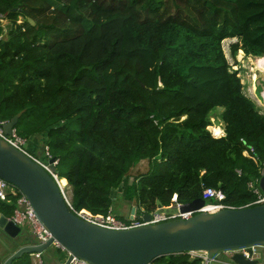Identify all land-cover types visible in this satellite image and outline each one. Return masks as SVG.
I'll return each instance as SVG.
<instances>
[{
	"label": "trees",
	"instance_id": "obj_1",
	"mask_svg": "<svg viewBox=\"0 0 264 264\" xmlns=\"http://www.w3.org/2000/svg\"><path fill=\"white\" fill-rule=\"evenodd\" d=\"M0 15L8 22L0 27V122L23 111L17 134L44 136L74 209L106 214L143 160L146 173L124 184L139 214L157 200L170 206L174 195L180 204L201 199L202 187L221 190L235 208L254 200L247 183L264 163V112L222 43L235 40L234 61L239 51L264 57V0H0ZM212 118L223 137L208 130ZM247 145L259 163L243 155ZM13 210L0 202L4 217Z\"/></svg>",
	"mask_w": 264,
	"mask_h": 264
},
{
	"label": "water",
	"instance_id": "obj_2",
	"mask_svg": "<svg viewBox=\"0 0 264 264\" xmlns=\"http://www.w3.org/2000/svg\"><path fill=\"white\" fill-rule=\"evenodd\" d=\"M28 23L35 25L32 19H28ZM22 114L23 111L19 112L3 125L6 135L11 134ZM54 160L52 158L50 162ZM0 179L26 197L51 234L47 243L35 245L32 235L0 214V244L8 254L0 264H12L24 255H41L53 241L69 253L63 264H69L72 258L89 264H149L162 256L192 252L206 253L208 258H226L230 264H264L263 257H257L256 250L252 249L264 247V204L224 209L214 214L198 213L185 220L176 219L128 230H112L71 213L52 177L2 139ZM131 184L132 179L129 181ZM258 188L264 194V169L260 173ZM204 204L202 199H197L179 207L176 203L164 206L157 200L153 214L175 216L195 211ZM135 210L133 207L131 214ZM129 219H132L131 215ZM143 220H150V212L143 215ZM232 251V255L226 254Z\"/></svg>",
	"mask_w": 264,
	"mask_h": 264
},
{
	"label": "built area",
	"instance_id": "obj_3",
	"mask_svg": "<svg viewBox=\"0 0 264 264\" xmlns=\"http://www.w3.org/2000/svg\"><path fill=\"white\" fill-rule=\"evenodd\" d=\"M20 22L21 20L19 19L17 23L19 24ZM7 24L8 22L5 20L4 16L0 15V27L3 28V31H6ZM4 124H5L4 122H0V139H2L4 142L9 144L13 148L17 149L18 151L25 154L27 157H29L33 162L37 163L42 169H44L52 177V179L57 184L60 190L61 196L71 213H73L75 216H77L78 218L84 221L100 226L102 228L112 229V230H128V229H133V228H137V227H141L145 225H156L159 223H164V222L176 220V219L185 220V219H189L193 217L194 215L198 213L214 214L224 209H236L235 207L228 206L225 204L226 195L221 190L208 188V187H202L201 199L205 202V204L201 208L195 211L186 212L183 214L179 213L178 215H175V216H172V215L167 216L163 214L155 215L153 214V211H151L149 221L143 220V215L145 214L143 210L140 211V214L138 213L137 215L135 214L132 215V219H127L125 221L118 219L113 214L112 209H110L106 214H92L86 210H76L74 209L72 202H71V195H69L70 191L68 192L67 190L68 185L66 184L65 186H62L60 184L62 179L59 178L57 171H56V166L58 165V159L55 158L53 162H50V160L53 157L50 154L49 148L46 145H44L39 155L32 154L31 152L28 151L29 149L27 148V140L20 137L17 134L15 128L12 129L10 135H6L3 129ZM216 129H218L219 132H216ZM209 131L214 138H221L224 136L223 129L219 127L214 126ZM243 155L249 157L254 163H259V158L258 156L255 155V152L252 146L247 145L246 150L244 151ZM260 165L263 170L264 163ZM237 173L238 175L241 174L240 171H237ZM258 180H259L258 178L253 179L247 183V188L253 194L254 200L251 203L241 208L253 207V206L264 204V194L258 188ZM171 201L172 203H176L177 207L182 205L177 202L176 195L172 197ZM0 202L13 203L14 210H13L11 217L8 218V220L12 221L14 225L20 228L29 224L30 226L29 232H30V235H32V237L34 238L35 245H43L48 242V240L51 238V234L45 228L42 222L39 220L33 208L31 207L29 201L15 187H13L9 183L1 179H0ZM51 246H55L56 248L61 249L62 251H66L56 241H53ZM255 248L257 247H252L253 250H255ZM232 253L234 252L233 251L226 252L227 255H232ZM67 255H69V253H67ZM189 255L191 257L200 258L201 264H218L219 263V260L215 256L208 258L206 253L192 252V253H189ZM35 256L39 258L40 254H37ZM38 264H42V262L39 261ZM69 264H89V263L81 259L72 258ZM149 264H153V263L151 262Z\"/></svg>",
	"mask_w": 264,
	"mask_h": 264
},
{
	"label": "rangeland",
	"instance_id": "obj_4",
	"mask_svg": "<svg viewBox=\"0 0 264 264\" xmlns=\"http://www.w3.org/2000/svg\"><path fill=\"white\" fill-rule=\"evenodd\" d=\"M235 40H231V39H227L224 40L222 43V47H223V51L225 54V57L228 60L229 65L231 66L232 70H238V76L241 79V84L243 85L244 88V93L246 94L247 97H249L257 107H260L263 112H264V103L261 99V93L264 90V77L262 76V74L260 73L259 70H257L258 66L257 64L254 62V57H246L242 51L238 52V55L236 57V60L234 61L231 56H230V50H229V46L234 43ZM255 77V79H254ZM263 78V79H262ZM253 90V91H252ZM220 111V110H218ZM214 116V114L212 115V117ZM213 120H211L214 124L212 125V127H219L222 129V127L215 122L216 120L214 118H212ZM212 127H208L209 130L212 129ZM18 131H21V133L23 134H27L22 132L23 131V126H18L17 127ZM217 132H219V130L217 129ZM18 133V132H17ZM19 136H21L20 134H18ZM22 137H26V136H22ZM41 137V136H40ZM44 137V136H43ZM31 137L28 138V143L30 144L31 141ZM38 144H39V151L41 153V149H42V143H40V139L38 138ZM29 152H31L30 150H28ZM32 154H36L31 152ZM149 166L147 162H144L140 165H137L135 168L132 169V171L129 174L128 177V183L130 181V179H132L134 177H137L141 174L146 173V171L148 170ZM125 184V182L123 183ZM123 188L124 185L122 186ZM68 192L70 191V188L67 187ZM118 193V190L116 191ZM70 195V192H69ZM131 206L133 205L130 204ZM133 208V207H131ZM112 212L113 214L120 220H127L130 218L131 213L129 214V205L128 203H126V201L122 198V197H116L113 201H112V206H111ZM30 226L25 225L22 227V229H29ZM0 247L2 248V245L0 244ZM40 260H36L35 264L39 261L42 262V264H54V262H60V263H64L67 260V252L66 251H62L61 249L56 248L55 246H50L48 247L41 255H40ZM37 263V264H38Z\"/></svg>",
	"mask_w": 264,
	"mask_h": 264
},
{
	"label": "crops",
	"instance_id": "obj_5",
	"mask_svg": "<svg viewBox=\"0 0 264 264\" xmlns=\"http://www.w3.org/2000/svg\"><path fill=\"white\" fill-rule=\"evenodd\" d=\"M32 139H31V141H30V144L28 143V141H27V148L31 151V152H33V153H36V154H40V151H39V149H40V147H39V144H38V138L40 139V143H42V145H43V143H45V138L43 137V136H34V137H31ZM42 147V146H41ZM144 162H147L146 160H143V161H141L138 165H140V164H142V163H144ZM148 163V162H147ZM127 180H128V178H126L125 179V182H127ZM64 182L66 183V181H65V179H64ZM124 185V184H123ZM122 185V186H123ZM125 187V186H124ZM124 192H125V188H123V187H120L119 189H118V193L116 192V194H114V196H115V198L117 197H122L123 199H124ZM127 203V202H126ZM129 205V214L131 213V210H132V206L130 205V204H128ZM136 210H135V212L134 213H132L131 214V216L132 215H137L138 214V210H137V208L136 207H134ZM140 211H142V210H140ZM8 219V218H7ZM25 230V233L26 234H28V235H30V232H29V230L28 229H24ZM255 250H256V252H257V257L259 256V255H261L262 257H263V259H264V247H258V248H255ZM7 257H8V254L6 253V251L3 249V248H1L0 247V261L1 262H3V261H5L6 259H7ZM41 257V256H40ZM40 257L39 258H37L36 256H33V257H30L31 258V264H35V261L36 260H40ZM36 259V260H35ZM219 260V263L218 264H230L229 262H228V260L226 259V258H221V259H218ZM38 263V262H37ZM36 263V264H37ZM54 264H57V261L56 262H54Z\"/></svg>",
	"mask_w": 264,
	"mask_h": 264
},
{
	"label": "bare ground",
	"instance_id": "obj_6",
	"mask_svg": "<svg viewBox=\"0 0 264 264\" xmlns=\"http://www.w3.org/2000/svg\"><path fill=\"white\" fill-rule=\"evenodd\" d=\"M254 62L257 64L258 68L257 70L260 71V73L262 74V76L264 77V57H261V58H254ZM255 79V77H254ZM263 79V78H262ZM253 91V90H252ZM261 97L263 99V103H264V90L262 91L261 93ZM216 132H217V129H216ZM66 181V180H65ZM60 184L62 186H65L67 184V182L65 183L64 182V179L61 180Z\"/></svg>",
	"mask_w": 264,
	"mask_h": 264
}]
</instances>
